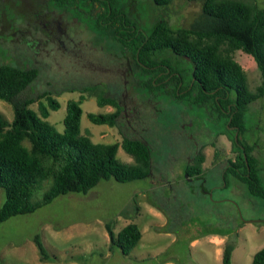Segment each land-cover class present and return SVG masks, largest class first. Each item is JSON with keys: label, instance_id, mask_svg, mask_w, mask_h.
<instances>
[{"label": "rangeland", "instance_id": "1", "mask_svg": "<svg viewBox=\"0 0 264 264\" xmlns=\"http://www.w3.org/2000/svg\"><path fill=\"white\" fill-rule=\"evenodd\" d=\"M253 1L264 6V0ZM136 3L138 25L145 31L159 18L173 28L188 27L200 14V0H171L166 6H156L152 0ZM99 44L107 49L103 40ZM7 51L0 48V63L20 67L21 50L12 55ZM232 57L245 73L248 91L253 92L260 83L254 60L241 50L233 51ZM118 76L114 75L116 80ZM87 85L81 74L39 69L18 97L34 99L29 105L33 110L40 104L47 107L42 93L54 98L59 105L49 110L45 119L58 132L63 129L66 101L81 99L80 132L97 143H118L123 136L141 139L149 149V175L128 182L100 180L84 194L59 195L30 213L9 217L0 223V264H221L225 243L233 247L231 264H250L253 253L264 246V200L248 194L244 184L232 176L221 179L219 170L225 159L234 158L237 152L230 137L222 133L223 118L214 114L213 121H208L204 108L161 94L148 105H134L126 96L128 105L141 110L126 111L125 116L120 112L113 126L94 124L87 113L111 111L108 106L99 107L96 90L87 91ZM0 115L7 121L12 118L11 105L2 100ZM183 115L206 122L202 126L207 132L198 128L189 132L200 145L202 168L206 170L203 184L210 195L196 189L199 181L181 180L184 157L192 151L188 148L190 139L177 131L179 120L187 121ZM244 126L246 131L240 138L253 145L251 154L258 161L257 174L264 185V89L261 97L247 105ZM115 157L119 162L133 163L120 146ZM47 182L34 190L32 201L41 196ZM3 200L0 188V205ZM107 222L114 233L127 223L137 225L140 238L127 254L109 248ZM35 237L46 259H40Z\"/></svg>", "mask_w": 264, "mask_h": 264}, {"label": "trees", "instance_id": "2", "mask_svg": "<svg viewBox=\"0 0 264 264\" xmlns=\"http://www.w3.org/2000/svg\"><path fill=\"white\" fill-rule=\"evenodd\" d=\"M170 1L152 0L156 6H166ZM151 38L155 66L164 62L170 70L177 69L161 54L169 50L170 54L189 60L191 65L187 70L199 82L198 93L172 94L174 98L197 105L213 104V95L232 92L230 112L226 115L217 113L224 123L237 130L235 141L232 131L226 127L222 130L230 137L232 147L237 149V144L242 145V152L237 149L233 162L240 169L238 173L232 171L233 177L244 184L248 194L264 200V185L257 174L258 161L251 154L253 145L240 138L246 130V107L261 97L264 89V6L253 0H200V14L188 27L173 28L159 19L154 22ZM235 50L250 55L259 71L260 83L253 92L248 91L245 73L232 57ZM37 74L33 68L0 63V100L12 107L10 121L0 115V188L4 191L0 223L11 216L27 214L47 205L59 195L69 192L84 194L100 180L111 178L116 182H128L142 179L150 169L149 149L142 141L123 136L118 143H97L80 132L81 99L66 101L63 129L58 132L45 119L49 110H55L59 105L54 98L42 93L47 107L40 104L37 110H33L29 105L34 99L18 97ZM201 88L213 91V95L208 98L198 96L202 93ZM106 102L109 101L97 98L99 106ZM117 115L118 111L86 114L92 123L108 126L114 125ZM118 146L131 156L133 163L116 159ZM202 161L203 155L198 152L193 164L196 171ZM194 169L186 168L185 171L192 174ZM45 181H48L47 186L41 196L32 201L34 190ZM104 226L109 248L116 247L124 255L141 235L137 225L131 222L116 233L108 222ZM34 241L40 259H46L37 237ZM232 248L231 243L223 245L221 264H231ZM250 264H264V246L253 253Z\"/></svg>", "mask_w": 264, "mask_h": 264}, {"label": "flooded vegetation", "instance_id": "3", "mask_svg": "<svg viewBox=\"0 0 264 264\" xmlns=\"http://www.w3.org/2000/svg\"><path fill=\"white\" fill-rule=\"evenodd\" d=\"M137 9L136 0H0V48L7 49V55L21 50L18 53V60L22 63L20 67L33 68L37 72L39 69L48 71L56 68L63 73L81 74L88 83L84 89L96 90L98 97L109 101L99 107L108 106L109 111H118V115L121 112L122 116L126 111L141 110L128 105L126 96L134 105H148L153 97L161 94L178 100L172 94L198 93L200 85L188 72L191 64L186 57L163 51L162 56L177 69L170 70L164 62L155 66L151 33L156 20L148 31L142 30L138 25ZM100 40L107 43V49L99 44ZM117 73L118 80L114 77ZM201 89L198 96L208 98L213 95V91ZM212 98L213 104L205 102L202 105L191 104L184 99L178 101L204 108L208 121H213L214 114L221 119L217 112L221 115L230 112L232 92L215 94ZM183 117L187 121L180 119L177 131L186 140L190 139L188 148L191 147L192 151L184 157L181 180L187 183L197 180L196 189L209 193L203 184L206 174L202 168L203 161L199 171L194 169L196 154L202 152L189 132L192 128L207 132L206 122L203 119L200 123L187 115ZM126 124L129 125L128 122ZM223 127L232 131L233 136L236 134L237 138V130L233 126L223 123ZM237 149L242 152V145L237 144ZM235 155L232 159L226 158L219 170L222 180L225 176L233 177L232 171L239 172L240 168L233 164ZM186 168L195 171L188 174Z\"/></svg>", "mask_w": 264, "mask_h": 264}, {"label": "water", "instance_id": "4", "mask_svg": "<svg viewBox=\"0 0 264 264\" xmlns=\"http://www.w3.org/2000/svg\"><path fill=\"white\" fill-rule=\"evenodd\" d=\"M233 138H234V141H235L236 140V134H234ZM243 157H244V155H243ZM244 161H245V158H244ZM208 194L210 195V192Z\"/></svg>", "mask_w": 264, "mask_h": 264}]
</instances>
